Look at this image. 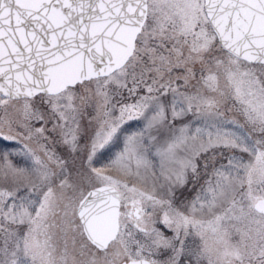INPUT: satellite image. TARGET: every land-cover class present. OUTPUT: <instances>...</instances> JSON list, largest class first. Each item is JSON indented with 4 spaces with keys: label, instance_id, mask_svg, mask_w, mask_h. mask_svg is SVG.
<instances>
[{
    "label": "snow or ice",
    "instance_id": "6c2138e0",
    "mask_svg": "<svg viewBox=\"0 0 264 264\" xmlns=\"http://www.w3.org/2000/svg\"><path fill=\"white\" fill-rule=\"evenodd\" d=\"M0 264H264V0H0Z\"/></svg>",
    "mask_w": 264,
    "mask_h": 264
}]
</instances>
